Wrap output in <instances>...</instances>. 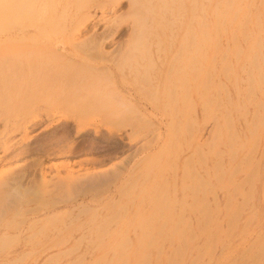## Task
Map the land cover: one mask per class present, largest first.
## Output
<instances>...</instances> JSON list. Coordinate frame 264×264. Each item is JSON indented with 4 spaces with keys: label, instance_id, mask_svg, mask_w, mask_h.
Segmentation results:
<instances>
[{
    "label": "rangeland",
    "instance_id": "1",
    "mask_svg": "<svg viewBox=\"0 0 264 264\" xmlns=\"http://www.w3.org/2000/svg\"><path fill=\"white\" fill-rule=\"evenodd\" d=\"M0 87V264H264V0H0Z\"/></svg>",
    "mask_w": 264,
    "mask_h": 264
},
{
    "label": "bare ground",
    "instance_id": "2",
    "mask_svg": "<svg viewBox=\"0 0 264 264\" xmlns=\"http://www.w3.org/2000/svg\"><path fill=\"white\" fill-rule=\"evenodd\" d=\"M121 5V4H120ZM120 18V17H119ZM117 22V21H116ZM114 25V24H113ZM112 28H110V26H109V28L110 29H113V26H111ZM105 33V32H104ZM110 33H112V35H114L115 33H116V30H113V32L111 31ZM100 36V35H99ZM96 35H93L92 36V38L93 39H96ZM110 38H112V37H110ZM110 38H108V39H110ZM101 39V38H100ZM102 39H103V37H102ZM104 43L105 42H103L102 43V45H104ZM101 45V46H102ZM88 48V47H87ZM91 48V47H90ZM94 48H96V47H94ZM102 48V47H101ZM89 49V48H88ZM87 49V50H88ZM89 51V50H88ZM93 51H94V49H93ZM20 52V51H19ZM92 54H93V52H92ZM96 54V53H95ZM18 55V54H17ZM16 55V56H17ZM41 55H42V53H41ZM45 54H43L42 56H44ZM94 55V54H93ZM93 55H91V56H93ZM95 56V55H94ZM15 58V57H14ZM52 62V61H51ZM60 62V61H59ZM56 63H58V62H56ZM6 90V88L5 89H1V87H0V96L1 95H3L4 94V91ZM2 100L0 99V102H1ZM1 112H3L4 111V108L2 107L1 109ZM2 119H5V115L4 114H2L1 115V117H0V121L2 120ZM3 122V121H2ZM28 120H24L22 123H20V125H18L16 128H15V130L14 131H12L11 133V135H13L14 133H19V132H23L24 133V135H23V138H24V143H26V138H25V136H27L28 135V130H29V126H28ZM7 133V132H6ZM8 136H11L10 134H7ZM4 136H5V134H4ZM6 137V136H5ZM7 140H8V138H7ZM6 141V140H5ZM2 142V144H0V148L3 150V152H4V155H3V159H4V161L5 162H7V164L10 166V168H9V170H8V175H7V177L5 178V179H3V181L0 183V189H4V191H5V193L7 194V193H9L12 189H13V182H14V179H15V177H16V175H17V166L16 167H12L13 166V164H16L17 162H19L23 157H24V154H26V153H24V151H26L25 150V147L27 148V147H29V144H25V146H22L21 148H17V149H15L16 147H15V145H7V143L6 142ZM1 142V141H0ZM61 148V147H60ZM56 149H58V147L56 146V147H54V148H52L51 150H50V152H53V153H58V154H61V151H60V149H58V150H56ZM49 152V151H48ZM63 155V154H62ZM3 162V161H2Z\"/></svg>",
    "mask_w": 264,
    "mask_h": 264
}]
</instances>
